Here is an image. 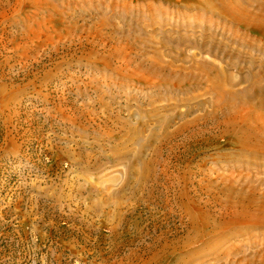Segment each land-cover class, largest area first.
I'll list each match as a JSON object with an SVG mask.
<instances>
[{"label": "rangeland", "instance_id": "374dc122", "mask_svg": "<svg viewBox=\"0 0 264 264\" xmlns=\"http://www.w3.org/2000/svg\"><path fill=\"white\" fill-rule=\"evenodd\" d=\"M187 3L0 0V264H264V37Z\"/></svg>", "mask_w": 264, "mask_h": 264}, {"label": "bare ground", "instance_id": "6f19581e", "mask_svg": "<svg viewBox=\"0 0 264 264\" xmlns=\"http://www.w3.org/2000/svg\"><path fill=\"white\" fill-rule=\"evenodd\" d=\"M193 4L227 23H236L244 29L257 28L264 37V2L262 0H192ZM256 11H255V9ZM256 44V43H255ZM257 45V44H256ZM259 46V45H258ZM260 65L264 63L259 62ZM219 76L218 88L223 95L225 111L222 116L228 134L236 138L240 147L264 151V86L257 76L251 77L253 84L248 93L234 87L235 81L226 78L223 70L216 68ZM258 80V81H257ZM243 94L241 104L235 105L233 98ZM264 225V221H250Z\"/></svg>", "mask_w": 264, "mask_h": 264}]
</instances>
